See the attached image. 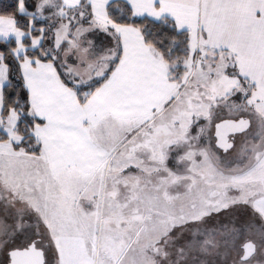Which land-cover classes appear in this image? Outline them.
Masks as SVG:
<instances>
[{
  "label": "snow or ice",
  "instance_id": "1",
  "mask_svg": "<svg viewBox=\"0 0 264 264\" xmlns=\"http://www.w3.org/2000/svg\"><path fill=\"white\" fill-rule=\"evenodd\" d=\"M0 264H264V0H0Z\"/></svg>",
  "mask_w": 264,
  "mask_h": 264
}]
</instances>
